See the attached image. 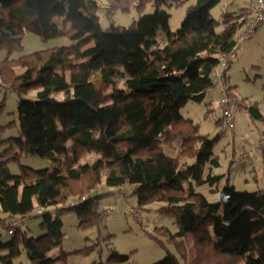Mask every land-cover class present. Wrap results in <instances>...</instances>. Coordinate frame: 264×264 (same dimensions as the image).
<instances>
[{
	"label": "trees",
	"instance_id": "trees-1",
	"mask_svg": "<svg viewBox=\"0 0 264 264\" xmlns=\"http://www.w3.org/2000/svg\"><path fill=\"white\" fill-rule=\"evenodd\" d=\"M189 1L181 26L169 31L167 9ZM220 2L108 0L102 6L96 0H0V50H7L0 59V92L9 88L18 95L14 124L19 131L0 149V264H14L22 252L29 264H58L68 255L61 247L63 217L74 213L83 229L98 225L105 193L97 188L104 178L108 187L131 185L140 207L161 203L158 210L177 226L171 239L193 235L192 262L181 241L176 245L184 261L167 252L153 264H264V190H237L229 177L220 188L226 174L215 173L221 161L214 148L223 132L211 139L181 113L188 102L205 100L216 85L213 72L224 60L226 77L230 55L240 46L237 36L256 10L225 11L216 19L211 10ZM147 4L153 13L127 26L102 27V7L110 15L143 11ZM160 28L166 31L163 38L156 36ZM25 33L45 40L67 37L76 44L12 57L23 48ZM118 70L126 88H111ZM93 72L99 78L89 80ZM246 109L252 120L264 122L257 106ZM261 140L249 143L264 165ZM164 144L177 155L164 153ZM83 152L100 158L76 165ZM24 156L49 158L53 166L23 165L12 174L9 163ZM248 158L243 153L242 163ZM203 186L219 193V201H209L199 189ZM31 216L42 219L44 233L38 237L20 226ZM14 219L19 224L4 241ZM110 259L122 262L128 256L114 252Z\"/></svg>",
	"mask_w": 264,
	"mask_h": 264
},
{
	"label": "rangeland",
	"instance_id": "rangeland-1",
	"mask_svg": "<svg viewBox=\"0 0 264 264\" xmlns=\"http://www.w3.org/2000/svg\"><path fill=\"white\" fill-rule=\"evenodd\" d=\"M96 1L105 6L108 0ZM190 3L191 1L180 7L174 6L167 9L171 13L169 31L175 32L179 29ZM255 6L253 0H221L218 5L212 8L211 12L216 19H221L222 13L225 11L238 13L243 7L253 8ZM153 12L154 8L150 4H147L143 11L134 8L128 13L119 11L110 15L107 14L105 7H102L99 16L102 27L107 28L111 24L127 26L131 24L133 19ZM156 36L163 38L166 36V31L160 28ZM73 44L76 42L67 37L45 40L34 33H25L22 36L23 48L14 52L12 57ZM6 56L7 50H0V59ZM231 60L223 81H216V85L208 91L204 101H190L184 105L181 108V113L198 122L202 134L208 135L211 139L215 138L221 131L222 125V123L217 124L218 119L222 117L221 91L224 86L225 88L230 87L229 96L233 101L235 129L223 132L214 148L215 155L219 156L221 161V167L215 169V173L226 174L219 187H223L229 177V183L235 186L237 190H264V165L261 164L260 157H256L255 146L249 143L251 139L254 142L264 138V122L252 120L246 109L250 106H257L260 112L264 114V24L257 27L251 37L240 44ZM118 69L123 70L121 67ZM119 70L114 75V85L111 88H126L125 78ZM99 75V72H93L89 80H96ZM111 91L112 89H110ZM28 96L34 98L35 91H31ZM62 97L63 94L59 93L58 98L62 99ZM17 99L18 95L9 88L0 92V149L3 150L8 144L5 142L6 139L19 137L18 126L16 125L17 116L14 113L18 104ZM71 143V140L68 141V145ZM163 149L164 153L171 156L177 155L178 152L168 144H164ZM243 153L249 154L248 160L244 163L241 161ZM98 158H100L98 154L83 152L76 165L92 163ZM188 162L192 163L193 160L189 159ZM23 165L33 169H43L52 167L53 162L49 158L24 156L17 162L11 161L9 169L12 174H19ZM10 184L12 183L7 184L6 187ZM199 189L209 201H219V193L210 192L208 186ZM132 191L131 185H125L120 189L108 187L104 178L97 188L98 193H105L100 201L99 210L103 216L98 225L85 229L79 228L77 216L74 213L66 214L63 217L66 236H64L61 247L68 255L58 264H153L159 259H163L167 252L184 261L181 255L182 249L176 245L181 241L185 242V250L190 254V258H186V260L192 262L195 256L193 235L189 233L176 241L171 239L170 235L177 231L174 218L158 210L161 203L154 202L145 205V207H140L137 196L131 195ZM131 207L139 209L142 215L141 221L133 216L130 211ZM106 210H109L110 213L105 214ZM41 220V217L31 216L25 219L20 226L28 232L29 236L38 237L44 233L40 225ZM166 230L168 232L162 233ZM11 237L12 235L5 231L2 239L7 241ZM61 247L53 249L51 255H55ZM114 252L127 255L128 259L122 262L110 259ZM1 254L4 252L0 251ZM14 264H29L26 253L22 252Z\"/></svg>",
	"mask_w": 264,
	"mask_h": 264
},
{
	"label": "built area",
	"instance_id": "built-area-1",
	"mask_svg": "<svg viewBox=\"0 0 264 264\" xmlns=\"http://www.w3.org/2000/svg\"><path fill=\"white\" fill-rule=\"evenodd\" d=\"M256 4V10L254 12V14H252V18L248 21V23L245 25V27H243V30L241 31V33L238 34L237 36V43L238 45H240L243 41H245L246 39L250 38L252 33L254 32V30L259 27L260 25L264 24V0H253ZM239 48V46H238ZM237 49V47H236ZM232 51L230 57H234L236 54L237 50ZM228 65V61L224 60L222 61V63L217 66V68L214 70L213 75L214 78L216 79V81L218 82H222L223 81V71L224 69L227 67ZM221 99H220V104H221V111H222V125H221V131L222 132H226L229 130H233L235 124H234V111L232 108V98L229 96L228 91L226 90L225 86L223 87L222 91H221ZM261 145L264 146V139L262 137L261 140ZM260 152V151H259ZM246 157V155H245ZM76 201H74L72 203V205L75 203ZM131 213L133 214V216L141 221L142 220V215L141 212L139 211V209L130 208ZM110 211L106 210L105 214H109ZM19 224V220L14 219L11 222V228L8 231V233L10 235L13 234V231L15 229V227H17Z\"/></svg>",
	"mask_w": 264,
	"mask_h": 264
}]
</instances>
